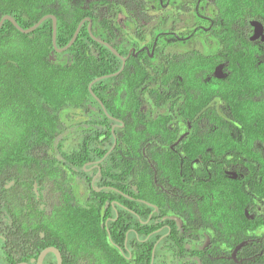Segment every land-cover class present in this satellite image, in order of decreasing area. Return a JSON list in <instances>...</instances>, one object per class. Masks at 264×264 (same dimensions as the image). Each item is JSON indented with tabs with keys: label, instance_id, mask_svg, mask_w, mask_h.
Listing matches in <instances>:
<instances>
[{
	"label": "flooded vegetation",
	"instance_id": "1",
	"mask_svg": "<svg viewBox=\"0 0 264 264\" xmlns=\"http://www.w3.org/2000/svg\"><path fill=\"white\" fill-rule=\"evenodd\" d=\"M117 1L119 9L100 11L109 25L82 21L96 42L117 52L121 66L104 75L90 66L87 89L94 100L68 95L65 104L51 109L57 133L52 153L43 155L35 144L29 156L19 155L11 152L12 144L38 139L0 137V264H59L52 250L62 264H76V234L63 231L64 224L70 209L91 208L93 191L100 194L104 225L117 222L126 209L134 221L152 226L146 234L130 228L123 243L108 232L102 242L121 255L125 249L128 261L145 243L153 247V263L166 241L161 254L167 264H245L257 255L250 254L257 249L253 243L264 236V200L250 196L256 181L264 191V140L243 137L244 123L233 118L232 101L221 93L245 77L247 65L242 68L234 52L249 44L264 54V16L249 17V0H238L237 13L244 16L233 20L223 16L220 0ZM3 28L4 23L0 33ZM14 34L0 36V79L9 76L11 56L27 52ZM93 46L86 56L94 65L101 59ZM51 47L52 71L72 65L74 58L57 46V34ZM0 97V118L16 107L32 127L36 116H26L22 99L39 111L35 91L26 86L11 94L4 84ZM65 135L68 148L84 145L82 171L73 155L67 159L59 151ZM155 224L162 226L153 230ZM251 224L258 227L252 231ZM83 254L78 264H95L96 258ZM97 259L105 264V253Z\"/></svg>",
	"mask_w": 264,
	"mask_h": 264
},
{
	"label": "trees",
	"instance_id": "2",
	"mask_svg": "<svg viewBox=\"0 0 264 264\" xmlns=\"http://www.w3.org/2000/svg\"><path fill=\"white\" fill-rule=\"evenodd\" d=\"M220 1L224 11L223 16L227 20L228 18L229 20L243 18L244 15L237 13V7L241 5L238 4V0ZM262 4H264V0H249L247 5L251 19H260L261 14L264 16V5ZM119 8L120 5L117 0H0V20L4 16H10L21 28L28 29L43 17L54 14L57 18V46L62 48L66 47L71 41L83 19L86 17L91 18L94 26L109 25L112 21L101 16L100 11L102 9L111 11ZM226 9H228V12L225 11ZM52 27V19H47L34 32L22 34L10 21H5L4 28L0 33V36H2L7 32H15L14 35L21 37L20 41L17 37V41L27 51L11 56L13 63L10 65L9 76H3L0 79V85L4 86L5 84L6 89L11 94L21 93L23 88L27 86V88H31L36 92L38 99H41V102L40 99L37 102L41 106L39 111L34 109L35 103L30 99H22L23 103L27 105L26 116L30 119L36 116L33 119L32 127L30 126L26 131L23 130L22 135L30 138L35 137L38 141H19L15 146L12 144L11 152H16L19 155L25 153L29 156V151L32 146L35 147V144L42 146L43 155L52 153L51 148L55 147L54 141H56L57 133L54 120L51 117V109L65 104L68 95H74L80 102L84 96H89L94 100L87 89L93 76L89 75L90 66H93L91 67L92 71L102 69V72L98 75L114 73L121 66V60L116 55L90 36L88 22H85L74 44L65 52V54H69L74 58L70 61L72 65L70 66L69 63L60 64L59 69H55L56 72L52 71L51 62L48 59V51L52 48ZM90 44L100 50L101 62L98 64H88L90 59L86 56V50ZM233 56L241 63L242 68L244 64L247 65V70H242L245 77L242 76L240 85L235 86L232 91L229 92L225 89V94L221 93L223 95L221 97L225 98L229 105L232 101L233 118L244 123L241 128L243 137H257L264 140V54L258 48L251 47L248 44V47L240 48L237 52H234ZM36 60L40 63L39 68H36ZM3 66L5 64L0 61V67ZM0 98L3 102V97ZM9 99L11 98L6 97V102ZM14 99L19 101L18 96ZM60 111V114L66 113L65 110ZM63 130L67 132L68 128L65 126ZM68 137L65 135L63 140H59V151L61 154L66 155L67 159H70V155H73L75 166L82 171L84 145L83 143L78 145L71 143L70 148H68L66 144L64 145V141ZM79 159H81V162L78 163ZM260 187L261 184L259 185L257 181L251 183L250 196L264 200V191ZM99 195L93 191L90 209L75 207L68 211V219L64 224L66 229L63 231L76 234V239L73 241L75 243L74 263L78 264L80 257L84 256L83 252H85L96 258L95 264H98L97 258L104 253L106 255L105 264H110V260L113 258L117 260L116 264H167L165 255L161 254L166 241L162 242L157 248L153 263L151 262L153 247H149L145 243L136 246L132 261H128L129 253L125 249V253L121 255L116 248L102 242L106 241L108 232L113 235V238L120 235L119 238L123 243L125 240L124 234L130 228L136 229L138 233L146 234L152 231V226L142 225L140 222L134 221L135 216L126 209L120 210L117 222L110 223L107 226L104 225L101 221L102 208L99 203ZM161 226L162 224H155L153 230H157ZM249 227L253 231L258 226L251 224ZM165 232L166 230L161 233ZM173 240L178 242L180 239L175 238ZM262 240L264 242V236L257 238L253 243L257 249L250 254L257 253V255L245 264H264V251L262 254H258L260 249L264 248L261 245ZM83 245L87 246L84 247ZM253 245L252 250H254ZM66 248L69 249V247ZM79 249L81 253L78 251Z\"/></svg>",
	"mask_w": 264,
	"mask_h": 264
},
{
	"label": "rangeland",
	"instance_id": "3",
	"mask_svg": "<svg viewBox=\"0 0 264 264\" xmlns=\"http://www.w3.org/2000/svg\"><path fill=\"white\" fill-rule=\"evenodd\" d=\"M22 113L16 107H9L3 113L5 117L1 119L2 125L0 126V137H13V138H23V130L30 128L31 123L26 119L27 124L24 123V118H22ZM11 118V119H10Z\"/></svg>",
	"mask_w": 264,
	"mask_h": 264
},
{
	"label": "water",
	"instance_id": "4",
	"mask_svg": "<svg viewBox=\"0 0 264 264\" xmlns=\"http://www.w3.org/2000/svg\"><path fill=\"white\" fill-rule=\"evenodd\" d=\"M47 19H52V22H53V38H52V40H53V44H54V46L56 47V34H57V19H56V17L55 16H53V15H47V16H45V17H43L42 19H40L34 26H32L31 28H29V29H23V28H21L18 24H17V22L13 19V18H11L10 16H5L2 20H1V22H0V29H1V27H2V25H3V23H4V21L5 20H8V21H10L21 33H23V34H29V33H32V32H34L37 28H39L41 25H42V23L43 22H45ZM89 20V19H88ZM83 24H84V21H82L81 23H80V25L78 26V28H77V30H76V32H75V34H74V36H73V38L71 39V41L68 43V45L65 47V48H63L62 50H67L69 47H71L73 44H74V42H75V40L77 39V37H78V35H79V33H80V30H81V28H82V26H83ZM106 46L107 47H109L116 55H118L117 54V52L112 48V47H110L108 44H106ZM62 50H58V51H62ZM123 61H124V59H123ZM125 62V61H124ZM92 85V84H91ZM179 223H180V221H179ZM53 252L55 251V254H57V256H58V263L59 264H62V258H61V256H60V254L56 251V250H52ZM48 252H50L49 250H46L44 253H43V255L41 256V261L43 260V258L45 257V255L48 253Z\"/></svg>",
	"mask_w": 264,
	"mask_h": 264
}]
</instances>
